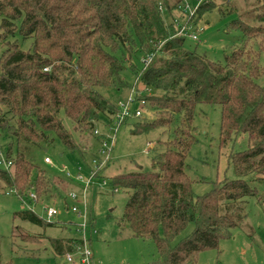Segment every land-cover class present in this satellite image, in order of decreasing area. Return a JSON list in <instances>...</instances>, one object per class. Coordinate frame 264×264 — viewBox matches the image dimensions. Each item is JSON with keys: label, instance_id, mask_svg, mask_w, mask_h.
Instances as JSON below:
<instances>
[{"label": "trees", "instance_id": "16d2710c", "mask_svg": "<svg viewBox=\"0 0 264 264\" xmlns=\"http://www.w3.org/2000/svg\"><path fill=\"white\" fill-rule=\"evenodd\" d=\"M181 4L182 0H0V131L9 141L1 152L12 162L10 168L0 166V183L21 199L34 192L36 204L51 199L52 187L61 180L41 169L40 154L57 140L82 158L88 154L85 141L90 137L101 148L119 108L100 90L131 87L123 77L130 70L137 79L134 89L140 92L142 85L151 93L141 91L135 97L145 113L136 118L132 133L167 129L170 135L158 142L162 150L152 159L151 171L115 176L112 185L115 191L132 192L124 221L135 238L154 242L160 264H195L200 253L217 250L243 226L247 199L262 201L260 187L264 188V85L259 84L264 75V28L235 21L243 46L221 63L188 49V38L179 35L178 26L165 24L162 12ZM217 7L215 0H206L191 18L201 19ZM255 21L264 23V11ZM139 56L140 70L134 63ZM148 57L152 61L146 66ZM199 105L221 108L223 147L242 133L248 144L245 151L229 156L237 179L218 181L202 196L194 194L186 171L197 141L193 124ZM149 112L154 118L142 119ZM98 127L104 128L102 135H95ZM15 217L42 228L58 224L30 209ZM190 224L192 233L173 245ZM49 243L61 258L83 244L80 239Z\"/></svg>", "mask_w": 264, "mask_h": 264}, {"label": "rangeland", "instance_id": "374dc122", "mask_svg": "<svg viewBox=\"0 0 264 264\" xmlns=\"http://www.w3.org/2000/svg\"><path fill=\"white\" fill-rule=\"evenodd\" d=\"M198 1L182 0L178 9L164 10L162 17L167 26L176 28L179 23L178 29H181L188 25L191 34L197 33L198 41L187 39V48L205 54L212 60L224 63L225 56L243 46L242 32L233 28L235 21L264 28V23L255 21L256 15L264 11V0H215L219 7L206 13L201 19H192L189 16L197 7ZM25 44L23 48L27 49L30 42ZM3 50L4 48L0 47V56ZM134 63L138 70L142 69V56ZM261 64L264 68V57ZM123 77L131 87L119 91L100 90L114 105L125 102L137 83L136 76L130 70H127ZM259 84L264 85V75ZM138 90L144 91V87L139 85ZM150 94L144 91V95ZM134 106L139 108L137 104ZM153 118L154 113L149 112V115L142 119ZM137 121L138 119H130L118 128L111 160L86 192L84 184L80 182L74 180V183L69 184L68 180L71 178L62 170L66 169L73 176L79 173L85 180L90 178L93 160L101 157L98 155L100 145L95 144L90 136L88 141H85L88 154L84 158L69 152L58 140L52 148L45 149L44 153L40 154L41 169L53 178L61 180L55 182L52 187L49 194L51 199H41L36 204L30 199V195L21 199L0 183V264H67L64 257L55 255L49 240L83 238L81 226L84 222L86 238L94 252L95 264H160L161 259L154 242L135 238L124 221L125 207L132 192L123 189L115 191L112 185V178L115 176L133 173L139 169L151 171L152 159L162 150L158 142L167 141L169 138L167 129L134 135L132 130ZM65 126L72 130L70 120L65 119ZM193 126L197 141L186 161V171L193 181L194 194L202 196L213 190L214 183L218 181L237 179L229 156L231 153L247 149V135L239 134L228 146L221 145L219 106L199 105ZM8 142L0 131V151H5ZM45 157H49L53 165L44 163ZM71 192L77 194V200L69 197ZM260 192L262 201L259 202L256 198L247 199V218L243 226L233 231L231 239L221 241L217 250L200 253L195 264H264V188L260 187ZM50 206L59 211V215L53 220L58 223L54 227L42 228L15 217L16 213L30 209L46 221L44 208ZM74 206L79 207L81 215L71 211ZM193 229L194 225L190 224L173 245L188 237Z\"/></svg>", "mask_w": 264, "mask_h": 264}, {"label": "built area", "instance_id": "2783aa9c", "mask_svg": "<svg viewBox=\"0 0 264 264\" xmlns=\"http://www.w3.org/2000/svg\"><path fill=\"white\" fill-rule=\"evenodd\" d=\"M204 1L206 0L198 1L197 7L194 9V11L191 12L189 17L194 16L196 9ZM177 26H179V23H177ZM190 32H191L190 27H188V25H184L180 29L179 35L184 36L188 39H192L194 41H198L197 33L191 34ZM151 61H152V57H148L144 60V63L147 66L151 63ZM141 94L142 92H137L136 89H133L132 94L125 102L121 101L117 104L119 111L117 114L114 115L112 125L108 128V131H106V133L104 134L105 140L102 142V146L99 150V154L101 157L95 158L93 160V169H91L90 171L91 176L88 180H85V178L79 173L76 176H73L68 171H66V169L62 170L67 177L69 176L71 178V180L73 181L75 180V182H80L84 184V192H86L87 188L96 178L97 173L103 168H105L110 162L112 151L114 149L115 141H116L115 135L116 132L118 131V128L127 119L140 118L145 113V110L142 108V106L140 107L139 105V108H135L134 106L136 104V100H135L136 95H141ZM95 135H102V132L100 130H97L95 131ZM44 161L48 165H53V162L49 157H46ZM0 166H4L6 168H10L12 166V162L6 161L1 151H0ZM104 185H106V182H104ZM29 195L31 200L35 201L37 199L36 194L34 192L30 193ZM69 197L73 200L78 199V196L75 192H71L69 194ZM84 200H85V196H84ZM44 209L46 212V220L48 222H52L59 215V211L55 207L50 206V207H45ZM71 211L75 214L81 215L80 209L77 206L72 207ZM81 230L83 232V238H80V240L83 242V244L80 247H78L75 252L66 254L64 256V259L67 264H95V257L93 254V250L85 234V222L81 226Z\"/></svg>", "mask_w": 264, "mask_h": 264}, {"label": "crops", "instance_id": "0c3cea01", "mask_svg": "<svg viewBox=\"0 0 264 264\" xmlns=\"http://www.w3.org/2000/svg\"><path fill=\"white\" fill-rule=\"evenodd\" d=\"M93 254H94V252H93Z\"/></svg>", "mask_w": 264, "mask_h": 264}]
</instances>
